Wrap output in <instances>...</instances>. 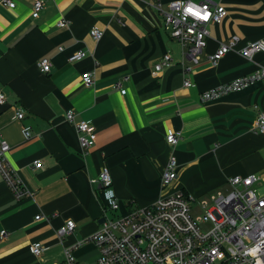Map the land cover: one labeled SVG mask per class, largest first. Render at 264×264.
Returning <instances> with one entry per match:
<instances>
[{"label": "crops", "instance_id": "0c3cea01", "mask_svg": "<svg viewBox=\"0 0 264 264\" xmlns=\"http://www.w3.org/2000/svg\"><path fill=\"white\" fill-rule=\"evenodd\" d=\"M156 1L166 8L173 0H42L36 18L35 0H12L14 9L0 5V91L6 99L0 137L31 194L16 200L0 175V232H6L0 264H62L68 248L76 264H96L97 249L85 240L104 214L102 191L91 182L103 166L119 203L117 215L182 193L199 217L214 198L231 192L228 179L235 176H256L253 188L264 196V135L253 127L264 113V79L200 101L203 92L264 68V54L248 61L237 53L249 42H264V0H211L220 1L227 15L207 27L197 63L164 28L152 7ZM60 20L68 26L57 27ZM92 28L103 32L100 41L91 38ZM231 37L238 38L235 49L213 64L210 57ZM78 50L85 58L70 63ZM164 54L171 56L170 66L153 75ZM44 59L51 64L46 74L38 66ZM85 72L94 74L90 87L82 84ZM185 80L192 86L184 87ZM117 82L119 89L113 87ZM68 111L95 128L94 145L84 153L65 118ZM167 130L181 134L174 148L165 141ZM171 155L177 178L163 187ZM67 220L75 228L60 240L56 231ZM37 243L43 249L38 257L30 252Z\"/></svg>", "mask_w": 264, "mask_h": 264}, {"label": "built area", "instance_id": "2783aa9c", "mask_svg": "<svg viewBox=\"0 0 264 264\" xmlns=\"http://www.w3.org/2000/svg\"><path fill=\"white\" fill-rule=\"evenodd\" d=\"M0 5L14 9L12 0H0ZM152 7L162 16L163 26L170 37L182 48L183 55L197 63L199 55L206 47L208 37L207 27L220 24L226 17L227 11L221 2L211 0H173L166 8L156 1ZM43 8L42 0H35L32 17L36 18ZM192 8L193 12L186 10ZM198 10L207 18H198L194 13ZM68 22L60 20L57 27L65 28ZM91 38L98 42L103 36L99 29L89 31ZM238 38L231 37L227 44L219 46L210 57L216 64L227 52L233 51ZM244 59L251 61L256 53L264 54V42H249L237 51ZM86 53L78 50L71 54L68 61L74 63L84 59ZM171 56L164 54L155 64L153 75L163 68L169 67ZM40 72L50 71L49 60L44 59L38 64ZM264 79V68H260L249 76H243L231 82L207 90L200 95V101L217 99L230 92H238L250 84ZM124 81L127 78L123 79ZM82 84L90 87L94 84L93 72L81 75ZM184 87H191L190 81L183 82ZM121 88L117 82L113 86ZM5 95L0 91V105L5 103ZM16 119H23V111L16 110ZM77 134L82 152L94 145L95 128L87 121L76 122L72 111L65 115ZM254 130L264 135V113L258 114L254 122ZM25 139L30 138L29 128L23 129ZM180 132L167 130L165 141L174 148L180 141ZM9 144L0 137V175L16 200L29 197L16 170L8 161ZM41 167L40 161L33 163L34 169ZM177 178L176 158L171 155L161 174V185L170 186ZM257 177L248 175L235 176L228 179L231 192L225 196L214 198L212 207L202 216L193 218L190 206L182 193H174L159 198L147 207L135 208L124 215H116L119 210L118 200L111 188L112 180L108 169L103 166L96 179L91 180L101 189L104 199V218L98 230L90 235L85 242L91 243L98 252L96 264H264V196L259 195L253 188ZM106 212V213H105ZM35 219H39L37 216ZM210 224L206 232L200 230V224ZM75 224L67 220L64 227L56 231L58 239L73 232ZM6 232H0L3 239ZM40 244L31 246V254L38 257L42 253ZM75 264L72 248L64 249V262Z\"/></svg>", "mask_w": 264, "mask_h": 264}, {"label": "rangeland", "instance_id": "374dc122", "mask_svg": "<svg viewBox=\"0 0 264 264\" xmlns=\"http://www.w3.org/2000/svg\"><path fill=\"white\" fill-rule=\"evenodd\" d=\"M191 210H190V212H192V215L194 216V217H196V215H198V214H200L201 212H197V210L194 208V204H191ZM117 215V214H116ZM210 224H208V223H202V224H200V230L202 231V232H206V231H208L209 229H210ZM76 264V263H75Z\"/></svg>", "mask_w": 264, "mask_h": 264}, {"label": "clouds", "instance_id": "9594fccd", "mask_svg": "<svg viewBox=\"0 0 264 264\" xmlns=\"http://www.w3.org/2000/svg\"><path fill=\"white\" fill-rule=\"evenodd\" d=\"M186 11L189 12V13H192V12H193V9H192V8H189V9H187ZM194 14H195L198 18H203V19L207 18V16H208V13H207V12H205V13L203 14V16H201V15H200V12H199L198 10H196ZM258 264H259V262H258Z\"/></svg>", "mask_w": 264, "mask_h": 264}, {"label": "water", "instance_id": "95a60500", "mask_svg": "<svg viewBox=\"0 0 264 264\" xmlns=\"http://www.w3.org/2000/svg\"><path fill=\"white\" fill-rule=\"evenodd\" d=\"M103 222H104V218H101V219L98 221V224L101 225V224H103Z\"/></svg>", "mask_w": 264, "mask_h": 264}]
</instances>
